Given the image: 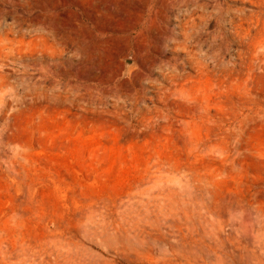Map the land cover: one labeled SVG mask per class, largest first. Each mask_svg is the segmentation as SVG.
Segmentation results:
<instances>
[{
	"label": "rangeland",
	"instance_id": "1",
	"mask_svg": "<svg viewBox=\"0 0 264 264\" xmlns=\"http://www.w3.org/2000/svg\"><path fill=\"white\" fill-rule=\"evenodd\" d=\"M167 1L0 0V264H264V0Z\"/></svg>",
	"mask_w": 264,
	"mask_h": 264
},
{
	"label": "bare ground",
	"instance_id": "2",
	"mask_svg": "<svg viewBox=\"0 0 264 264\" xmlns=\"http://www.w3.org/2000/svg\"><path fill=\"white\" fill-rule=\"evenodd\" d=\"M163 1H164V0H163ZM168 1H169V0H168ZM168 1H167V2H168ZM174 1H175V0H174ZM177 1H180V0H177ZM177 1H175V2H177ZM191 1H192V0H191ZM172 2H173V0L171 1V3H172ZM183 2H184V1H183ZM187 2H188V1H187ZM178 3H179V2H178ZM180 3H181V2H180ZM185 3H186V1H185ZM175 4H176V3H175ZM182 4H183V3H182ZM173 5H174V4H173ZM184 5H185V4H184ZM184 5H183V6H184ZM179 6H181V4H180ZM193 21H194V20H193ZM186 28H187V27H186ZM187 29H188V28H187ZM186 32L188 33V31H186ZM186 35H187V34H186Z\"/></svg>",
	"mask_w": 264,
	"mask_h": 264
}]
</instances>
